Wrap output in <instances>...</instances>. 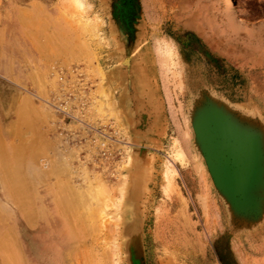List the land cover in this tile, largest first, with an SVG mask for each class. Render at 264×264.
I'll return each instance as SVG.
<instances>
[{
  "label": "rangeland",
  "instance_id": "obj_1",
  "mask_svg": "<svg viewBox=\"0 0 264 264\" xmlns=\"http://www.w3.org/2000/svg\"><path fill=\"white\" fill-rule=\"evenodd\" d=\"M146 1L142 18L143 0H0V139L29 149L36 126L49 149L35 166L102 209L93 229L67 216L78 236L38 257L54 237L48 189L34 225L0 194L13 212L0 217V264H85L87 252L89 264H264V153L258 180L243 177L239 142L264 139V0H233L245 22L220 0ZM22 97L41 117L16 133Z\"/></svg>",
  "mask_w": 264,
  "mask_h": 264
},
{
  "label": "bare ground",
  "instance_id": "obj_2",
  "mask_svg": "<svg viewBox=\"0 0 264 264\" xmlns=\"http://www.w3.org/2000/svg\"><path fill=\"white\" fill-rule=\"evenodd\" d=\"M75 2H76L77 5H79V4L81 5L82 4V0H75ZM220 2L223 4L224 8L226 10H228V12L235 11L239 15L238 17H240L239 21L241 20V21L245 22L247 20L246 18L248 17V14H249L248 11L245 10V9H243L240 6L235 5L234 2H233V0H220ZM140 7H141L140 11L142 13V18H145L144 12L148 15V12L151 9L150 3L148 1H146V0H143V5H141ZM24 11H25V9H24ZM226 13H227V11H226ZM22 14H24L23 17H25V16L28 15V13H21V15ZM21 15L19 14V16H21ZM21 17H20V19H21ZM227 17H230V16L229 15L228 16L226 15V18ZM39 18L40 17H38L37 15H33V14L30 13V15L27 16L26 20L24 18L22 19V22L25 20L28 23L29 22H34V24H35L36 23V20H38ZM100 22L101 23H104L105 22L102 17H101V21ZM240 22H239V25H241ZM46 23H47L46 21H42L38 25H39V27L41 26L42 28L43 27L45 28V26L48 23L51 24V21L48 22L47 24ZM55 24H57V23H55ZM55 24H54V26H56ZM113 28H114V25H113ZM47 29H49V28H47ZM47 29L45 28V32H46ZM52 30L50 32H47V33L43 32L44 33V36H46V37H48L49 35L50 36L51 35L54 36V34H55L56 31L59 33V31L55 29V30H53V31H55L54 34H53ZM57 34H55V35H57ZM38 35H40V34L38 33ZM66 35H65V37H66ZM59 36H61V35H59ZM44 39L45 38H43V40ZM83 42L80 41L79 43L81 44ZM47 45H48V43H47ZM62 45H64V44H62ZM66 45H65V48L67 47ZM83 45H81V46H83ZM44 46H45V44H44ZM59 48H61V47H59ZM162 48L163 47H162L161 44H158L157 45L156 52L158 50V53H160L159 56H161V53H162L161 50H162ZM121 51H123V50H121ZM170 51L171 50H169L168 54L172 52V51L171 52ZM121 53H123V52H121ZM168 54H166V56ZM162 56H164V55H162ZM163 58L160 59L161 60L160 63H158V61H157V63L159 65H162V67L160 66L161 69L163 67H165V64L164 63H166V61L164 62V59ZM120 59H122V58H120ZM122 64H124V63H122ZM163 64H164V66H163ZM135 72H136V69H135ZM139 72H140V70H139ZM142 73H144V70L142 71ZM138 79H139V76H138ZM24 97H22L21 101L19 100V102H21L22 104H21L20 107H19V104H18L17 107H19L20 111H18V117H17L16 121L13 122L14 126L16 124V133L20 130V129L18 130L17 127L20 128V126H21V124H20V126H18L17 123L19 124V122H24L28 126L31 125V127H32L33 125H35V123L32 125V119H33V122H34V118H35L34 117V114H36V118H37V114L40 115L39 109L30 108L31 106L29 105L30 103H28V101H27L28 99H25L26 97L25 98ZM254 97H255L254 99H256L257 101L258 100L259 101L260 100H264V99H262V96H261L260 93H254ZM260 103H262V102H260ZM255 109H256V107H255ZM40 112H42V111L40 110ZM246 115H248V114H246ZM258 116H259V114H258ZM38 117H41V115L38 116ZM215 119H217V118H215ZM244 119H248L246 126L249 127L250 126L249 125L250 124L249 123V118L246 116ZM26 124H25V126H27ZM35 129H37V130L34 132L35 133L34 134L35 135L34 140L33 141L31 140L33 144L31 145V147L29 149H27V147H26L27 150L23 146L25 144H27V141L30 142V140H29L30 138L27 137L28 139H25L24 138L25 139L24 140V139H22L23 138L22 135H17V137L15 139L22 137L20 139L21 141L19 140V142L24 143V145H22V143H19V142L16 143V145H15V143L12 145L10 143V141L7 142L8 140H6V144L9 143V144L12 145V147L10 145L11 148L8 150V147L9 146L7 147L4 144L5 141H2L1 140L3 138H2V136L0 134V138H1L0 139V194H2L3 197H7L12 202V204L16 207V209L21 214V216L28 221V222H26V224L28 223L29 225H31V224L34 225L37 222V221L35 222L36 219H38V218H44L45 217V215L43 214L42 210L38 209V207H39V204L38 203H40L42 201L41 200L40 190L43 189V187L45 189H48V190H46L47 197L49 198L48 200L51 201V203H52V207H51V210H50V217L55 216L54 219H53V225H52V231L54 233V237H53V235H50V236H49V234H48V236L46 235L44 238H42L40 240L39 246L35 247V255L38 256V257H41V256H43L44 253H47L48 252V250H49L48 247L49 246H54L56 244V241H58L57 243H60L61 245H63V244L66 243L67 240H69L71 237L74 236V233L76 232L75 228L73 227L74 224H73V222L72 223L70 222V219H68L67 216H69V217L71 216V218L73 217L75 219L76 223H79V226H80V223H82V224L84 223L85 224L86 221H90V219H92V217L95 215V212L97 213L99 211L98 213H101L102 212V209L100 207H97L96 205H91L90 206L88 204V200H84L83 199L84 201H82L77 195L75 196V194L78 193L75 190L76 187L73 184H71L70 183L71 181L69 182L67 180V178L64 179V178L58 177L59 174L56 172V170H57L56 168H55L56 170L53 169L54 167L53 168H49V169L47 168V170H46V168H44V170H46V171H44L42 169H38L35 166L36 162L42 160L41 158L44 157L43 155L46 154L45 152H46V149L48 148L47 145H46V143L42 139V136H41V133L42 132L40 133L39 130H38V128L36 126H35L34 130ZM16 133H15V135H16ZM210 135L213 138V140H215L216 142H217V140L220 141V142H228L229 141L230 143L237 141L236 139H233L234 136L230 135L229 130L226 129V128H222V129H220V128H218V129L217 128H212V130L210 132ZM32 137H31V139H32ZM12 142H14V141H12ZM239 142H240V144H242L241 147L244 150V154H243V158H242V161L244 162V164H243L244 165V171H243V175L242 176L245 177L244 175H249V177H250V174H252V178L255 177V180H256L257 179L256 176L259 173L258 171H255L254 172V168L256 167V169H257V162H258V158H257V147L258 146H261L260 148L262 149V151L264 153V139H263V137H261V140L259 142H257V140L255 138H251V140H249L248 139V136H246V138L245 137L240 138ZM3 144L5 145V147L3 146ZM48 145L50 146V144H48ZM25 146H29V144L28 145H25ZM212 146L215 148L214 143H212ZM5 148H7V149H5ZM40 156H42V157L39 158ZM38 158L40 160H38ZM48 158L50 159V157H48ZM48 158H47V160H48ZM43 160H45V159H43ZM40 162H42V161H40ZM46 163H48V162L46 161ZM40 164L41 163H39L38 165H40ZM43 164H45V163L43 162ZM49 165H50V163H49ZM52 165L53 164H51L50 166H52ZM262 171L264 172V168L262 169ZM51 176L55 177V181L54 182L47 181V179L48 178H51ZM45 183L47 184L46 187H45ZM247 184L248 183L245 181L243 187L247 188ZM234 188L235 187H231V188H228L227 190H231V193H232V191L234 190ZM80 192L81 191H79V193ZM82 193H84V189H83V192ZM84 195H85V193H84ZM41 205H42V203H41ZM83 205H85V206H83ZM7 208H4V206H2L0 204V217L3 214H4V216L13 217V212L10 209H7ZM42 208H44V207H42ZM44 211H45V208H44ZM61 217H65V219H61ZM92 222L93 221H90L89 222L90 224L87 225V226H90V228L93 229V226L92 225H94L95 223L92 224ZM76 227H78V224H77ZM80 228L83 229L84 227L83 228L80 227ZM8 229H11L12 230L13 229V226L8 225ZM86 230H88V228ZM89 230H91V229H89ZM89 230H88V233H89ZM85 232L86 231H84V233ZM4 235H3V237L5 238L6 236H4ZM75 235H77V234L75 233ZM81 237L82 236H80V238ZM84 237L86 238V233H85ZM80 238L78 237V239H80ZM6 239H7V241L6 240L5 241L8 242L9 239L7 237H6ZM5 246L7 247V245H5ZM5 246H4V248H5ZM8 248H9V246H8ZM7 251H9V250H7ZM92 251H93V249H92ZM84 252H85V250H84ZM88 253L90 254V252H87L86 255H88ZM12 255L13 254L11 253L8 256H12ZM76 255H77V253H76ZM84 255L81 254V256H84ZM86 255H85V258H84V259H86L85 264H86V262H87V264H89V263H91V260H88L89 261L88 262L87 261L88 258L86 257ZM91 255H92V253H91ZM89 256L90 255H88V257ZM80 258H83V257H80ZM75 259L78 260V258H76V257H75ZM13 263L15 264V262H13ZM19 264H24V263L19 262Z\"/></svg>",
  "mask_w": 264,
  "mask_h": 264
}]
</instances>
